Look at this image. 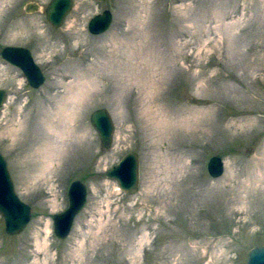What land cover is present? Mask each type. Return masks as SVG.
Wrapping results in <instances>:
<instances>
[{"label": "rangeland", "instance_id": "374dc122", "mask_svg": "<svg viewBox=\"0 0 264 264\" xmlns=\"http://www.w3.org/2000/svg\"><path fill=\"white\" fill-rule=\"evenodd\" d=\"M72 1L54 28L48 0H0V51L29 48L45 76L31 88L0 56V152L30 209L16 234L0 216V264H246L264 246V0ZM103 9L112 23L92 35ZM96 108L114 123L107 149ZM128 152L131 194L105 174ZM74 180L86 199L58 238Z\"/></svg>", "mask_w": 264, "mask_h": 264}, {"label": "water", "instance_id": "95a60500", "mask_svg": "<svg viewBox=\"0 0 264 264\" xmlns=\"http://www.w3.org/2000/svg\"><path fill=\"white\" fill-rule=\"evenodd\" d=\"M95 1L106 3L111 0ZM72 4V0H48L46 7L43 8L46 22L54 28L60 27ZM38 8L40 7L37 3L29 1L25 3L23 11L31 13L37 11ZM111 14V10L103 9L100 13L91 16L86 26L87 32L92 35L105 32L112 23ZM0 56L5 62L21 70L20 72L28 86L38 88L42 85L44 75L41 67L34 62L28 48L7 45L1 49ZM5 92L4 89L0 88V106L5 102ZM111 118V114L104 108L92 110L88 118L89 124L98 136L99 143L106 149L112 144L113 129L115 128ZM137 158L136 152H128L118 163L113 164L105 171L107 178L115 181L119 190L125 194H131L138 188L139 174L137 168L139 162L137 163ZM208 159L205 169H207L210 178L221 176L224 170L222 158L212 155ZM5 163V159L0 155V214L4 220V231L7 234H16L29 222L30 209L16 197ZM85 191V186L81 182L77 180L70 182L68 192H66V197H68L67 208L59 215L53 216L52 227L56 237L62 238L70 232L74 215L80 210L86 199ZM245 260L246 264H264V246L251 247Z\"/></svg>", "mask_w": 264, "mask_h": 264}]
</instances>
